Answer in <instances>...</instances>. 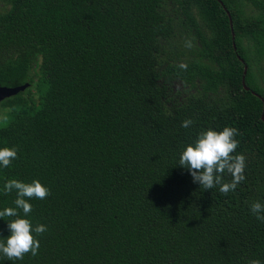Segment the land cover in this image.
<instances>
[{
  "label": "trees",
  "instance_id": "trees-1",
  "mask_svg": "<svg viewBox=\"0 0 264 264\" xmlns=\"http://www.w3.org/2000/svg\"><path fill=\"white\" fill-rule=\"evenodd\" d=\"M25 82L0 101L18 150L0 210L7 180L38 179L50 194L24 218L47 231L0 264H264V0H0V85ZM225 126L246 157L227 195L178 164Z\"/></svg>",
  "mask_w": 264,
  "mask_h": 264
},
{
  "label": "clouds",
  "instance_id": "clouds-1",
  "mask_svg": "<svg viewBox=\"0 0 264 264\" xmlns=\"http://www.w3.org/2000/svg\"><path fill=\"white\" fill-rule=\"evenodd\" d=\"M186 46L191 47V43L187 42ZM180 67L186 68V65L181 64ZM192 123V120L185 119L181 126L188 128ZM238 134V129L227 126L222 131L211 128L201 130L193 143L183 146L179 155V166L186 168L193 182L199 183L202 189L208 190L218 186L219 192L227 195L245 179L246 157L243 154H234L239 145V141L235 138ZM17 158V148H0V167H9ZM225 172L232 177L230 182H225ZM3 191L5 194L14 191L16 199L15 207H5L0 210V218H12L7 221L10 235L0 238V255L9 261L23 260L29 253L35 257L40 246L36 236L42 235L47 228L43 224L33 227L31 221L24 217L32 211L29 201L47 198L50 189L43 186L38 179H33L30 183L9 179L3 185ZM18 210H22L23 217ZM250 211L258 220L264 222V204L254 201L250 205ZM247 264H262V262L259 259H250Z\"/></svg>",
  "mask_w": 264,
  "mask_h": 264
},
{
  "label": "water",
  "instance_id": "water-1",
  "mask_svg": "<svg viewBox=\"0 0 264 264\" xmlns=\"http://www.w3.org/2000/svg\"><path fill=\"white\" fill-rule=\"evenodd\" d=\"M227 17H228V23H229V27H230V35H231V46L234 48V42H233V31L231 29V20L229 17V14L226 12ZM245 67H243V73H244ZM28 83L25 82L23 84L20 85H15V86H2L0 85V101L4 98H7L11 95L16 94L18 91H22L25 87H27ZM254 95L258 96L256 93L252 92ZM262 102V111L264 110V102L263 100H261ZM261 119H264V116H262L261 114Z\"/></svg>",
  "mask_w": 264,
  "mask_h": 264
},
{
  "label": "rangeland",
  "instance_id": "rangeland-1",
  "mask_svg": "<svg viewBox=\"0 0 264 264\" xmlns=\"http://www.w3.org/2000/svg\"><path fill=\"white\" fill-rule=\"evenodd\" d=\"M2 112H3V110H2V109H0V118H1V116H2Z\"/></svg>",
  "mask_w": 264,
  "mask_h": 264
}]
</instances>
